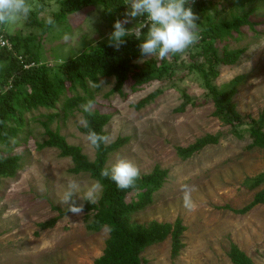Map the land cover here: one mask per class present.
<instances>
[{
  "label": "rangeland",
  "instance_id": "rangeland-1",
  "mask_svg": "<svg viewBox=\"0 0 264 264\" xmlns=\"http://www.w3.org/2000/svg\"><path fill=\"white\" fill-rule=\"evenodd\" d=\"M206 1L210 14L217 11L224 17H230L233 11L243 14V8L229 9L221 0ZM29 3L31 12L40 11L38 18L44 23L61 6L56 0H47L42 5L37 0ZM250 9L256 10L252 15L257 24L255 29L246 27L242 34H235L240 36L239 40L225 43L231 49L246 48L247 52L236 66L218 65L221 75L215 82L223 86L238 75H246L234 100L243 116L257 118L264 108V2L257 1L248 6ZM102 10L97 5L59 24L50 32L51 37L44 40L42 59L54 66L83 53L87 46L107 40L115 21L108 20ZM30 19L31 13L7 24L5 29L10 34L38 35L40 28L27 25ZM138 22L139 17L131 18V28ZM66 33L71 37L68 41L63 39ZM189 52L181 54L175 79L153 81L136 93L126 87L127 98L117 94L107 97L115 86L114 78L101 79L104 85L99 91L92 87L94 110L112 116L106 127L107 143L119 137L130 139L111 155L108 166L111 168L117 159H126L138 166L141 175L152 172L156 166L169 170L154 203L134 215L133 220L140 224L152 220L174 223L180 218L188 228L184 235L186 247L176 260L171 258L170 239L151 247L144 253L150 264H232L228 256L231 242L256 264H264V206L246 215H236L226 208L241 209L253 200L258 190H250L247 183L264 172V149L249 148L252 140L245 125L238 129L242 133L240 138L230 126L212 117L214 105L205 100L208 92L203 80L187 68L191 62ZM158 89L163 93L153 103L141 110L134 107ZM184 92L201 106L189 105L185 112L177 113L184 103ZM79 93L85 95L81 88ZM50 114H59L54 117L52 129H59L70 144L83 148L91 160L95 158L94 149L79 130L83 126L81 111L65 116L63 102L54 110L41 108L30 115L36 119L30 120L28 138L22 135L19 142L11 145L12 150L0 147L1 155L22 157L16 177L3 179L0 185V264H93L105 247L108 230L88 231L84 213L80 217L66 215L51 229L39 227L58 215L54 207H67L60 201L70 181L80 184L81 197L96 182L88 174H71V160L61 158L58 150L38 149L37 144L46 138L39 120L46 121ZM207 134L220 135L219 144L210 145L187 160L178 156L176 147H187ZM183 185L193 189L192 210L184 206Z\"/></svg>",
  "mask_w": 264,
  "mask_h": 264
},
{
  "label": "trees",
  "instance_id": "trees-1",
  "mask_svg": "<svg viewBox=\"0 0 264 264\" xmlns=\"http://www.w3.org/2000/svg\"><path fill=\"white\" fill-rule=\"evenodd\" d=\"M47 0H37L42 5ZM60 3V10L52 13L54 25H48L38 18L40 11L31 12V19L27 22L29 27L36 25L40 28L38 35L17 32L10 34L6 31V25H0V38L4 37L10 43L2 47L0 44V147L11 148L15 142H19L22 135L30 134V117L35 111L45 109H56L63 102L65 116L80 110L83 120H87L88 127L81 126L80 132L86 136L90 130L98 134L106 135V127L112 120L110 114L99 110H93L88 114L82 110L80 105L88 100L96 101L90 81L99 83L104 78H114L115 86L107 94V97L119 95L128 97L125 91L129 87L131 93L139 92L153 81L163 82L177 77L178 62L181 54L159 60L155 57L142 58L139 50L141 41L135 36L125 38L126 43L119 50L110 46L109 38L97 46H87L83 53L70 58L62 63L52 66L42 59L41 48L50 32L59 24L66 23L74 14L83 10L102 7L103 15L108 20L130 22L125 24L126 29H131V17H126L129 7L127 0H56ZM228 4L233 11L230 17L222 16L220 11L210 14L206 0H194L192 8L200 16L198 22L201 39L187 50L190 51V64L187 67L190 73H196L203 80L207 90V102H212L214 111L212 117L230 126L232 132L238 137L242 133L238 130L242 126L247 127V132L252 140L249 148L264 149V108L257 118L250 115L243 116L238 111L235 97L239 87L247 78L246 75H238L223 86L216 84L221 72L218 65L236 66L246 48L231 49L228 43L239 40L244 28L255 29L256 22L252 20L255 9L248 11L257 1L264 0H221ZM248 5V6H247ZM247 6V7H246ZM246 7V8H245ZM203 21V22H201ZM139 23L149 24L146 16L139 17ZM70 29V28H69ZM147 27L142 30L141 40L147 33ZM143 60V62H141ZM180 79H184L183 76ZM81 88L85 95L79 93ZM96 91L100 87L95 88ZM163 90L158 89L134 104L137 110H141L153 103ZM184 103L176 111L185 112L189 105L201 106L193 102L191 96L183 93ZM205 101V102H206ZM59 114H50L46 121L39 120L45 129L46 138L37 144L39 150L46 148L56 149L61 158L70 159L73 175L88 174L94 181L102 184L100 199L95 204L84 202V217L87 230L90 232H101L108 230V237L102 254L96 258L93 264H150L144 256L146 250L161 245L171 240V258L176 260L186 247L184 235L188 228L178 218L174 223L152 220L143 224L134 222V215L145 211L154 203V196L165 185L169 176V170L156 166L148 174H140L135 187L120 190L110 178L101 176V170L110 169L108 162L113 153L121 150L129 138L119 137L114 142L101 144L99 149H94L95 158L91 160L83 152L80 146L72 145L67 138L61 134L59 129H52L54 117ZM220 135L207 134L196 140L187 147H176L178 156L187 160L203 151L210 145H217ZM22 167L20 155L4 156L0 154V185L3 179L16 177ZM250 190H258L253 200L241 209H230L236 215H246L258 206H264V172L247 183ZM79 203V202H78ZM58 213L49 221L39 224L42 230L54 228L58 221L66 215L65 209L54 207ZM228 256L232 264H256L253 258L246 254L237 244L231 242Z\"/></svg>",
  "mask_w": 264,
  "mask_h": 264
},
{
  "label": "clouds",
  "instance_id": "clouds-1",
  "mask_svg": "<svg viewBox=\"0 0 264 264\" xmlns=\"http://www.w3.org/2000/svg\"><path fill=\"white\" fill-rule=\"evenodd\" d=\"M194 0H127L130 10L126 17L136 18L146 16L149 24L139 23L131 29H126L124 21L117 20L113 25V31L109 36L110 46L119 50L121 45L126 43L125 38L135 36L140 42L139 50L142 58L155 57L164 60L174 55L185 53L191 46L201 39L198 22L200 16L193 11ZM32 11L29 0H0V25H7L16 22L20 18H27ZM55 21L49 16L46 24L54 25ZM147 27V33L141 40L142 30ZM69 34H64L65 41L70 40ZM143 62V60L141 61ZM250 67V66H249ZM90 86L98 88L104 85V81L99 83L90 81ZM82 110L92 114L95 104L92 100L80 105ZM84 127H88L87 120H81ZM88 144L99 149L101 144L108 142L106 135H101L90 130L86 134ZM101 176L110 178L115 182L120 190L135 187L136 181L140 178V169L133 162L126 159H117L110 169L101 170ZM102 184L99 181L93 182L85 191L83 196H79L80 184L70 181L64 191L60 203L67 205V213L80 217L84 212V203L95 204L99 193L102 191ZM192 188L188 185L182 186L184 206L192 210L194 205L191 200ZM78 200L80 201L78 203Z\"/></svg>",
  "mask_w": 264,
  "mask_h": 264
},
{
  "label": "built area",
  "instance_id": "built-area-1",
  "mask_svg": "<svg viewBox=\"0 0 264 264\" xmlns=\"http://www.w3.org/2000/svg\"><path fill=\"white\" fill-rule=\"evenodd\" d=\"M0 44H1L2 47H6V46H8L9 48L11 47L10 43L8 42V40H6L4 37L0 38Z\"/></svg>",
  "mask_w": 264,
  "mask_h": 264
}]
</instances>
